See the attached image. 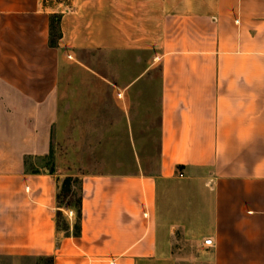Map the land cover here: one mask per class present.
<instances>
[{
  "label": "crops",
  "instance_id": "1",
  "mask_svg": "<svg viewBox=\"0 0 264 264\" xmlns=\"http://www.w3.org/2000/svg\"><path fill=\"white\" fill-rule=\"evenodd\" d=\"M0 258L264 264V0H0Z\"/></svg>",
  "mask_w": 264,
  "mask_h": 264
},
{
  "label": "rangeland",
  "instance_id": "2",
  "mask_svg": "<svg viewBox=\"0 0 264 264\" xmlns=\"http://www.w3.org/2000/svg\"><path fill=\"white\" fill-rule=\"evenodd\" d=\"M67 0H49V2H66ZM82 58L90 65L95 67L96 69L104 72L105 74L115 75L116 71L114 70L117 62H122V65H129L130 60L136 63H142L144 61V54L141 53H104V52H95V51H87L81 53ZM115 65V66H114ZM159 68H154L153 74L158 75ZM62 189V188H61ZM60 189V197L58 202L62 206H70L75 208V205L79 199V191H78V180L71 179L69 181V192H64ZM68 215V213H67ZM58 225L64 226L62 220V214L57 216ZM21 261L15 260L12 261L8 258H0V264H20ZM45 264H49L47 261Z\"/></svg>",
  "mask_w": 264,
  "mask_h": 264
},
{
  "label": "trees",
  "instance_id": "3",
  "mask_svg": "<svg viewBox=\"0 0 264 264\" xmlns=\"http://www.w3.org/2000/svg\"><path fill=\"white\" fill-rule=\"evenodd\" d=\"M49 29H50V44L54 45L56 43V39L60 36V30H59V15L58 14H53L50 16V22H49ZM71 178H65L62 182L61 185V190L64 192H69V181ZM60 193H58L57 198L59 199ZM80 198L78 199L76 205H75V210L77 213V216L79 217L80 215ZM61 215L60 211L56 213V216Z\"/></svg>",
  "mask_w": 264,
  "mask_h": 264
},
{
  "label": "built area",
  "instance_id": "4",
  "mask_svg": "<svg viewBox=\"0 0 264 264\" xmlns=\"http://www.w3.org/2000/svg\"><path fill=\"white\" fill-rule=\"evenodd\" d=\"M180 175H182V174L180 173ZM67 213L71 214L72 210H68ZM213 244H214V242H213L211 237H205L203 239V245H205L207 247H211V246H213Z\"/></svg>",
  "mask_w": 264,
  "mask_h": 264
}]
</instances>
